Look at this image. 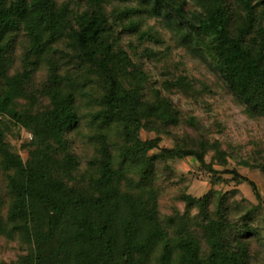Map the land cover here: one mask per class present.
Here are the masks:
<instances>
[{"label":"trees","instance_id":"16d2710c","mask_svg":"<svg viewBox=\"0 0 264 264\" xmlns=\"http://www.w3.org/2000/svg\"><path fill=\"white\" fill-rule=\"evenodd\" d=\"M127 34L136 42L126 46ZM165 34L264 118V0H0V235L25 243L17 264H256L264 196L228 169L233 154L187 136L161 147L179 122L171 95L214 92L174 73L167 52H140ZM22 132L31 138L18 150L10 137ZM210 153L225 170L207 164ZM187 158L213 189L182 194L184 210L164 216L162 173ZM239 166L264 173L258 159ZM229 181L248 184L258 204L232 206L233 192L217 189Z\"/></svg>","mask_w":264,"mask_h":264},{"label":"rangeland","instance_id":"374dc122","mask_svg":"<svg viewBox=\"0 0 264 264\" xmlns=\"http://www.w3.org/2000/svg\"><path fill=\"white\" fill-rule=\"evenodd\" d=\"M155 25L160 29L154 21L149 22V26ZM144 29L147 25L144 23ZM132 34L124 36V44L128 46L130 42L136 39ZM165 43L160 46L154 44L142 45L140 52L144 47L156 49L157 51L167 52L168 63L172 71L177 74L188 75L193 78L198 85H209L213 87L212 94H206L201 99L195 100L186 98L181 94L171 95L175 107L179 113L178 126L171 129L172 135H165L161 144L162 148H172L176 144L177 138L191 137L197 140L220 141L223 148L228 150L236 159L230 160L228 169H237L240 174L254 181L264 196V173L239 166V162L249 161L254 163L256 159L264 164V118H252L245 112V108L240 105L234 98L225 92L217 81L210 76L205 67L196 60L190 58L182 49L177 48L175 43L171 40L169 34L163 36ZM146 62L147 69L154 72L153 61ZM166 65V64H165ZM45 77V70L39 73V79ZM219 124L221 127L219 128ZM88 132L85 127L84 133ZM83 133V132H82ZM83 134L80 133V136ZM144 138H155L156 134H147L143 132ZM31 136L22 132L20 141L10 137V141L16 149H20L23 141L30 139ZM83 146L80 144V150ZM24 158L26 153L20 151ZM79 154L82 158V164L85 165L88 152ZM213 153L207 158V164L214 163L217 170L223 171L224 168L218 166L220 162L212 159ZM173 173H162L160 181V209L162 215H169L174 212V209L184 210V203L181 200V195L184 193L190 194L194 197L201 198L208 194L212 189V175L205 171L194 158H187L180 161L170 163ZM170 176V177H166ZM136 178V172L131 175ZM165 176V177H164ZM226 179H231L230 175H223ZM0 199L4 198V186L2 177H0ZM218 190L224 192H233L230 198V204L234 207L236 205H248L253 203L257 205V200L254 191L248 184L237 185L235 182L229 181L227 185L217 187ZM246 203V204H245ZM237 214V212H236ZM1 215V212H0ZM257 224L262 228L264 241V211L258 215ZM25 243L17 236L14 240H7L0 235V262L1 264H17L19 258L25 254ZM258 260L256 264H264V250L260 245L254 248Z\"/></svg>","mask_w":264,"mask_h":264}]
</instances>
